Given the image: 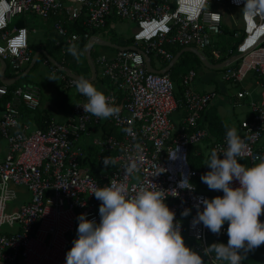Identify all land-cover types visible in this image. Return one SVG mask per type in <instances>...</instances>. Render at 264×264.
Listing matches in <instances>:
<instances>
[{"label": "built area", "instance_id": "built-area-1", "mask_svg": "<svg viewBox=\"0 0 264 264\" xmlns=\"http://www.w3.org/2000/svg\"><path fill=\"white\" fill-rule=\"evenodd\" d=\"M6 4L9 11L0 26V58L14 75L22 72L32 57L27 28L11 25L19 16L30 14L51 20L52 29L68 43L80 37L90 39L87 32H67L66 25L81 17L80 24L88 31L101 30L112 17L132 22L134 31L131 43L117 48L111 57L98 55L92 60L88 56L112 88V93L105 95L114 98L120 110L117 116L106 119L119 137L107 135L89 143L93 150V160H89L94 165L92 172L84 160L85 152L76 144L80 135L101 122L78 105L86 101L75 102L66 121L50 119L45 129L29 131L28 125L18 122V108L23 104L35 109L37 89L24 84L10 92L0 117V140L6 144L0 160V264H65L69 236L78 215L85 213L97 223L100 220V201L90 193L92 187L112 179L127 182L130 189L148 186L150 180L167 189L165 203L175 213L185 245L197 251L205 264H220L214 256H205L203 248L214 242L227 244L228 222L217 235L202 223L193 226L192 221L200 198L211 199L223 192L201 190V175L209 168L204 161L197 168L188 162L189 153L198 156L201 145L207 154L226 148V134L213 137L205 127L198 126L201 112L214 101L216 92L193 90L190 82L196 74L188 70L179 75L181 92L176 95L169 73L148 71L145 62L148 60L151 67L150 56H154L167 65L174 57L172 48L204 50L211 61H218L226 53L240 54L232 61L234 65L229 62L221 67L220 77L239 83L252 70L260 79L258 99L250 98L248 117L237 130L246 146L239 162L250 166L264 156V15L247 16L244 0H209V7L202 9L195 6L197 0H6ZM230 7L239 10L230 20L231 28H237L231 34L234 53L217 44L223 33V13ZM17 38L23 39L24 46L18 49L19 54H13L10 44ZM43 63L48 64L45 59ZM76 79L62 76L61 86H75ZM6 93V86L1 85L0 97ZM247 96L246 90L236 92L237 98ZM172 115L178 116L176 124ZM105 157L117 163L105 168ZM131 163H136L140 171L127 177L125 170ZM158 165L165 171L152 176L163 170ZM184 178L194 190L179 187ZM232 186H238V182ZM19 189L26 197H20ZM174 190L178 195L173 196ZM18 195L23 203L15 211H6L7 204ZM199 206L202 210L203 205ZM185 208L190 209L188 216L181 215ZM259 219L264 221V215Z\"/></svg>", "mask_w": 264, "mask_h": 264}, {"label": "clouds", "instance_id": "clouds-1", "mask_svg": "<svg viewBox=\"0 0 264 264\" xmlns=\"http://www.w3.org/2000/svg\"><path fill=\"white\" fill-rule=\"evenodd\" d=\"M195 6L209 7V0H197ZM243 10L250 17L264 15V0H244ZM8 11L6 0H0V26ZM23 46L20 38L10 44L13 54H19L18 49ZM68 52L78 58L75 45ZM74 84L77 92L87 98L85 103L78 104L84 112L101 119L118 115L120 110L114 98L105 95L90 80L79 77ZM225 141L226 148L210 152L205 162L209 171L201 175V181L210 190L222 191L223 195L200 198L192 223L193 226L202 223L218 235L228 222L227 244L211 243L203 248V253L208 257L214 254L220 264H241L244 253L264 245V221L259 219L264 215V156L250 166L241 164L239 158L246 146L235 127L227 128ZM102 163L107 168L117 161L105 157ZM139 171L138 165L131 163L125 175L133 177ZM185 180L180 181L179 187L194 190V185L188 180L185 184ZM234 181L238 186H232ZM90 193L100 201V220L97 223L85 213L78 215L77 237L66 253L65 264H205L197 251L185 245L175 213L165 203L167 189L151 180L148 186L130 189L127 182L112 179L103 186L92 187ZM176 195L174 190L173 196ZM189 214L188 208L181 213Z\"/></svg>", "mask_w": 264, "mask_h": 264}, {"label": "rangeland", "instance_id": "rangeland-1", "mask_svg": "<svg viewBox=\"0 0 264 264\" xmlns=\"http://www.w3.org/2000/svg\"><path fill=\"white\" fill-rule=\"evenodd\" d=\"M239 10L236 8H228V10L225 12V21L230 22V20L234 17H236V13ZM235 15V16H234ZM26 16H34L27 14ZM35 19L38 20L37 17ZM114 26L112 29H106V34L102 35V38L106 40V42H109L115 47L118 46H124L126 43V40L130 38L132 35V32L134 31V24L127 20H120L117 18H113ZM38 35L35 34H28L27 39L28 42L32 41L35 42L38 37ZM34 38V41H33ZM221 39H219V42ZM92 48L94 51H97L96 55L104 54L106 57L109 54V49L104 46H98L96 43H93ZM201 56H204L207 58V61L209 63L211 62V59L209 58L208 54L204 50L197 51ZM78 58L76 57L75 63L73 66H70L71 70L74 71V73L78 77H84V78H90L92 75L91 68L89 65V61L87 57L83 54V50L80 53L78 51ZM234 55V54H233ZM90 58H94V52L90 53ZM172 64V67L169 68V72L173 75L175 73H178L179 75L185 74L188 70H193L195 72V77L193 78L192 82H190V87L192 89L200 90L202 91H208L211 89L216 90V96L214 101L212 102V105H208L206 107L207 109H212L213 104L215 106L216 103L220 101V105L217 106V114L216 116L220 118L224 125L227 127H236V125L240 124L244 120L245 112L248 110V101L251 99H258L259 92L261 90V86L259 85V81L255 78L254 72L251 70L249 71L245 77L240 81L239 83H232V82H226L223 81L220 77V73L222 71V68L217 69H211L207 68L199 57L196 56L195 53L184 50L181 52V56L177 57ZM232 65L235 64V62H231ZM150 65L153 69H161L163 68V63L155 58L154 56H150ZM95 70V78L91 82L102 91V84L100 83V68H98L95 64L93 66ZM9 69V68H8ZM6 70V74H8L9 70ZM49 77H55L56 80L48 79ZM45 80L48 82V86L50 87L53 94L57 95L59 98L64 100L65 113L68 111V108L70 107L71 103H73L76 100V88L70 87V88H61L58 86L59 79L55 73H52L48 71V68L41 63V61L37 60L34 67L26 74V76L20 77L17 81L18 84H23L26 82H29L31 84L36 85L38 88L42 80ZM49 89V90H50ZM239 89L246 90L249 92L250 96L244 97V98H237L236 92ZM48 89H43L42 87V95H48L49 92ZM78 97V96H77ZM46 99H49L48 96H43V98L40 101V105L38 107L37 112H41V105L44 104V101ZM80 100V99H79ZM83 100V99H82ZM63 107V109H64ZM173 116V115H172ZM207 127V126H205ZM1 142V141H0ZM4 145L3 143H0V153L3 154ZM0 159H2V155L0 156ZM202 185V184H201ZM200 189H203L204 191H212L209 190L207 187L205 188V185H203ZM20 195L23 196L24 192L19 189ZM22 199L19 200V195L17 198H15L12 202L8 203L6 206V211L11 212L17 210V208L22 204ZM77 227L78 223L73 230V232L69 236V244L67 247V251L72 246V241L74 238L77 237ZM258 251L256 249L248 251L244 253V255H248L249 258H252L253 255L257 254ZM214 256V255H213ZM209 264V263H208Z\"/></svg>", "mask_w": 264, "mask_h": 264}, {"label": "crops", "instance_id": "crops-1", "mask_svg": "<svg viewBox=\"0 0 264 264\" xmlns=\"http://www.w3.org/2000/svg\"><path fill=\"white\" fill-rule=\"evenodd\" d=\"M238 12L236 13V16H237ZM235 16V15H234ZM19 17H22V20H23V23H24V27L27 28L28 30V34H35V35H38V39L35 41V42H28V39H27V44L28 46H39V48L34 52L33 56L35 55V58H36V55L37 54H41V55H50L49 57L47 56L45 60H48L51 62V64H44L43 61H41V63L43 65H45L47 68H48V71L52 72V73H55L59 79V84L58 86H60L61 88H65L63 86H61V77L62 76H70V75H74V76H77L74 71L71 70L70 66H73V64L75 63V60H76V57L73 56L71 53L68 52V48L71 46V45H75L76 46V49L77 51H80V53L82 52L83 50V54L85 55V57H87L88 61H89V65H90V68H91V64L92 66H94V63L93 61H90L88 56L90 57L89 55V51L90 52H94V58L97 53V51H94V49L92 48V45L93 43H96L98 46H104V47H107L110 51H109V54L107 57H111L115 50L117 48H119L120 46L118 47H115L113 46L112 44H110L109 42H107L108 44L110 45H105V44H102V42H106L105 39L102 38V35L106 34V29H112L113 26H114V23H113V18H109L108 19V24L103 27V29L99 30V31H96L94 33H92L90 35V39H88L87 41H84L83 44L81 45L82 48H80V45L78 42H73V43H68L66 41V38H61L59 37L55 31L52 29L51 27V20H41L39 19L38 17V20L35 19L36 16H19ZM17 17V18H19ZM17 18H15L14 20H16ZM118 19V18H117ZM121 20V19H120ZM13 23V22H12ZM227 25L228 26H231L230 22H227ZM129 39V38H128ZM89 40H92L91 44L89 45ZM33 41H34V38H33ZM235 42V40L233 41V43ZM88 45L90 46L89 49H88ZM125 45V44H124ZM43 51V52H42ZM176 51V52H175ZM184 51L183 48L182 49H178V51L176 49H173V52H175L174 56L177 55V57L181 54V52ZM49 54H48V53ZM46 54V55H45ZM79 54V53H78ZM208 54V53H207ZM100 55H104V54H100ZM32 56V58H33ZM106 57V55H104ZM52 57V58H51ZM198 57V56H197ZM31 58V60H32ZM54 58V59H53ZM92 58V60L94 59ZM205 58V57H204ZM1 59V58H0ZM207 60V58H205ZM2 60V59H1ZM1 60H0V71H2V77L4 79H11V78H14V77H18L16 78L12 83L10 84H5L3 82H1V78H0V86L1 85H5V86H8V85H12L13 83L17 82L18 79L20 77H23V76H26V74L31 70L30 67L29 70L27 72H25L23 75L22 73L24 72V70L28 67V65L30 64V62L24 67L23 71L20 72L19 74L17 75H14L8 65V63L4 60V64L1 63ZM44 60V59H43ZM47 61V62H48ZM35 62V61H34ZM58 62V63H57ZM174 63V62H173ZM172 63V64H173ZM34 64V63H33ZM61 64V65H60ZM171 64V65H172ZM96 65V64H95ZM58 66V67H57ZM61 66V67H60ZM98 68L99 66L96 65ZM52 67L56 68L57 70H52ZM9 68V69H8ZM170 68V67H169ZM9 70L8 74H6V70ZM221 69V68H220ZM59 70V71H58ZM91 70V69H90ZM91 73H92V70H91ZM94 73H95V70H94ZM178 74V73H177ZM92 75V74H91ZM171 75V74H170ZM95 78V74H94V77L91 76L90 78H87L88 80L92 81L94 80ZM102 76L100 75V83L102 84V86H100L102 88V91L105 93V94H108V93H112V88L109 86V84H107L106 82H104V80H102ZM255 78L259 81V85H260V79L255 76ZM174 79V78H173ZM24 84H31L29 82H26V83H23V84H16L15 87L17 86H22ZM32 86H35L36 89H37V95H38V105L35 109L33 110H30V109H27L23 104L19 105V108H18V122L19 123H23V124H26L28 125L29 127V131L30 130H34L36 129V124L34 123V118H37V116H40V115H45L47 114L48 115V118L49 120L51 119L52 121H56V122H64L66 121L69 116H70V112H71V108L73 106V104L77 101H86L87 98L82 96L81 94H79L76 90V100L71 103L70 107L68 108V111L65 113V104H64V100L59 98L57 95L53 94V92L51 91L50 87L48 86V82H46L44 79L42 80V85L41 86V83L39 86V88L34 85V84H31ZM14 87V88H15ZM42 87L43 89H50L49 90V94L48 95H42ZM72 87H75V86H72ZM7 88V87H6ZM13 88V89H14ZM67 88H70V87H67ZM66 88V89H67ZM12 89V90H13ZM214 89V88H213ZM194 90V89H193ZM196 90V89H195ZM215 90V89H214ZM196 91H202V89L200 90H196ZM216 92V90H215ZM43 96H48L49 99H46L44 101V104L41 105V112H37L38 111V107L40 105V101L41 99L43 98ZM78 96V97H77ZM83 99V100H82ZM256 100V99H255ZM212 105V103H211ZM217 106L220 105V101L218 103H216ZM217 106H215L213 104V106H209V107H212V109H207L206 108L203 110V118L206 122H210V123H214L219 129L223 128L222 126H225L224 128L227 129V128H231V127H227L226 128V125H224V122L218 118L216 116L217 114ZM2 107V108H1ZM64 107V109H63ZM2 111H3V106L2 104L0 103V117L2 115ZM33 114L34 118L32 119V116H28L27 114ZM248 113L249 111L247 110L245 112V115H244V120L245 121L248 117ZM36 115V116H35ZM173 118V123L176 124L178 122V116L177 115H173L172 116ZM202 118V119H203ZM48 120V122H49ZM100 123L95 126V127H90L88 128L89 130L85 133V134H82L78 137L77 141H76V144L78 146H80L83 151L85 152L86 155H89L88 156V159L89 160H93L92 159V155H93V150H92V147H90L89 143L94 139V138H99V137H102V136H107L105 134V130L111 126V124L106 120V119H101L100 118ZM200 122H201V118H200ZM199 122V123H200ZM48 124V123H47ZM109 125V126H108ZM202 127H205L202 125ZM208 131V127H205ZM236 130H238L240 128V124L236 125ZM213 131V130H212ZM210 132V134L213 136V137H219L220 135H218L219 133L216 132V130L214 132ZM109 135V134H108ZM1 142L0 143H3L4 145V149H3V154L0 153V156L4 155L5 151H6V144L4 142V140H0ZM198 150L200 149L201 152L200 154L201 155H207V151H206V147H204L203 145H201V148L199 146V148H197ZM1 160V159H0ZM202 162V161H201ZM200 162L197 164V167L200 166ZM205 185V188L208 186L205 184V183H202V186ZM201 186V187H202ZM200 187V188H201ZM209 189V188H208ZM22 190V189H21ZM203 190V189H201ZM210 190V189H209ZM204 191V190H203ZM213 191V190H212ZM215 192V191H213ZM218 192V191H216ZM20 195V193H19ZM26 197V195H23ZM20 197L22 198V196L20 195Z\"/></svg>", "mask_w": 264, "mask_h": 264}, {"label": "trees", "instance_id": "trees-1", "mask_svg": "<svg viewBox=\"0 0 264 264\" xmlns=\"http://www.w3.org/2000/svg\"><path fill=\"white\" fill-rule=\"evenodd\" d=\"M225 12L224 11V15H225ZM82 18H79L78 20H75L72 24H68L66 25V29H67V32H74L78 35H82L83 33L87 32L89 35H91L92 33L96 32L94 29L92 30H87L84 26H82L80 23L82 22ZM13 23H11V25H15V26H24V23H23V20H22V17H19L17 18L16 20H13L12 21ZM105 27V26H104ZM222 30H223V33H222V36L219 38L221 39V41L219 42V39H218V42L217 44H220V47L222 48V50L224 48H230L231 52L234 53V46H232V43L234 41L233 37L231 36L232 32H236L237 31V28H231V26H228L227 25V21H225V18H224V22L222 23ZM103 29V28H102ZM80 45V48H82V44L84 42L83 38H79V40L77 41ZM131 43V39H127L126 40V43L125 45H129ZM28 48L32 51V56L34 54V52L39 48V46H28ZM173 49H171V52L173 53V55L175 54V52H173ZM178 51V49H177ZM48 53V52H47ZM90 51H89V55H90ZM223 53H225V51H223ZM49 54V53H48ZM46 55V54H45ZM49 57L50 55H41V54H37L36 55V58H35V62L34 64L32 65V67L30 69H32L35 65V63L37 62V60L39 61H43V59H47L46 57ZM181 54L178 56L180 57ZM229 56H232V53H226V56L222 57L221 59H219L218 61H211L212 63L216 64V63H219L223 60H226L227 57ZM32 58V57H31ZM52 58V57H51ZM54 59V58H53ZM91 59V58H90ZM48 61V60H47ZM92 61V60H90ZM49 64H51L50 61H48ZM58 63V62H57ZM61 65V64H60ZM166 64L163 65V67H165ZM61 67V66H60ZM172 67V65L170 66V68ZM169 70V69H168ZM167 70V72L169 73L171 79L173 80L174 82V85H175V89H176V95H179V93L181 92V87H180V84H179V76L177 73H175L174 75L172 73H170L169 71ZM59 71V70H58ZM255 75V74H254ZM256 76V75H255ZM174 78V79H173ZM102 80H104V82H107V79L106 78H102ZM17 84V82L13 83L12 85H8L6 86L7 87V93L4 95V96H1L0 97V103L2 104V106L4 105L5 101L9 100L10 98V92L12 91V89L15 87V85ZM117 97H119L118 93L115 94ZM2 108V107H1ZM28 116H32V119L34 118L33 114H27ZM36 116V115H35ZM200 118H201V122H200V119L198 120V126L199 127H202L203 126H207L209 131L211 132H214L216 130V132H218L219 134L218 135H223V134H226V130L224 127L225 126H222L223 128L219 129L214 123H210V122H206L203 118V112H201L200 114ZM203 118V119H202ZM48 115L45 114V115H40V116H37V118H34V123L36 124V129H40V130H43L45 129V127L47 126V123H48ZM200 122V123H199ZM109 126V125H108ZM105 134L106 135H113L115 137H119V132L117 131V129H115L112 125L109 126L106 130H105ZM210 154H207V155H201L199 154L198 156H193L191 155V152L189 153L188 155V162L190 164V166L192 168H197V164L201 161H204L206 162L207 158L209 157ZM88 156L89 155H86L84 160H87L89 162V165H90V169H91V172L93 171V163L89 161L88 159ZM258 253L253 255L252 258H249L248 255L245 256V259H243L241 261V264H264V246H259L258 248H255Z\"/></svg>", "mask_w": 264, "mask_h": 264}, {"label": "water", "instance_id": "water-1", "mask_svg": "<svg viewBox=\"0 0 264 264\" xmlns=\"http://www.w3.org/2000/svg\"><path fill=\"white\" fill-rule=\"evenodd\" d=\"M91 42H92V40H89V45L91 44ZM102 44L110 45V44H108L107 42H102ZM89 45H88V49H89V47H90ZM183 50H188V51H191V52L195 53L196 56H198V57L200 58V60L202 61V63H203L207 68H211V69L221 68V67H223L226 63L232 62L233 60L237 59V58L240 56V54H235V55L231 56L229 59H226V60H223V61H221V62H219V63L214 64V63H209L204 57H202V56H201L196 50H194V49H192V48H183ZM42 52H43V51H42ZM176 58H177V55H175V56L173 57V59H172V61H171L170 63H168L164 68L159 69V70H158V69H153V68L149 67V61L146 60V62H145V64H146V69H147L148 71H151V72H159V73L166 72V71L169 69V67L171 66V64L173 63V61H174ZM0 60H1V59H0ZM34 61H35V55L33 56V58H32V60H31L30 64H29L28 67L24 70V72L22 73V75H23L25 72H27V71L29 70V68L33 65ZM1 63L4 64V61L1 60ZM91 70H92V76L94 77V74H95V73H94V68H93L92 64H91ZM70 76L73 77V78H79L78 76H74V75H70ZM0 78H1V82L5 83V84H10V83H12V82H13L16 78H18V77H14V78H11V79H4V78L2 77V71H0Z\"/></svg>", "mask_w": 264, "mask_h": 264}]
</instances>
